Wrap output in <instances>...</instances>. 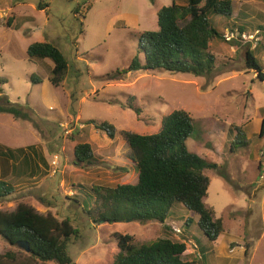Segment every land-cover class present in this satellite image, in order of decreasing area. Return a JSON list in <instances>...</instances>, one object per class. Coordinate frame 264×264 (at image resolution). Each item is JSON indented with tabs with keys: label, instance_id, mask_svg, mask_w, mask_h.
Masks as SVG:
<instances>
[{
	"label": "rangeland",
	"instance_id": "374dc122",
	"mask_svg": "<svg viewBox=\"0 0 264 264\" xmlns=\"http://www.w3.org/2000/svg\"><path fill=\"white\" fill-rule=\"evenodd\" d=\"M172 2L0 0V105L9 100L27 115L16 118L0 112V145H36L49 161L53 155H59L60 161L55 173L43 166L42 172L22 177L0 158V179L16 188L0 201V210L12 211L25 203L60 220L69 218L78 234L67 250L77 264H113L119 251L117 232L132 234L136 242L154 241L162 235L158 221L94 222L82 209L85 194L79 187L135 183L134 170L128 173L124 165L130 161L125 158L123 132L155 133L163 116L175 109L187 110L194 119L189 149L219 164L217 169L205 170L211 179L205 203L224 224L219 239L209 241L196 224L199 215L177 203L176 214L167 223L181 230L174 237L186 241L184 258H200L194 234L214 250L208 264H264V183L259 181L254 158L260 153L261 138L233 129L242 128L264 106V82L249 69L237 78L225 79L223 70H230L232 64L224 60L204 75L165 69L116 73L135 57L144 62L139 35L157 30V11ZM8 15L20 26L7 25ZM210 17L220 26L217 18L221 15ZM36 41L51 42L64 53L69 67L60 86L49 81L50 59L28 57L27 48ZM260 64L264 66V61ZM250 88L253 96L248 94ZM102 122L115 127V141L95 126ZM88 140L105 159L96 155V164H76L74 147ZM187 218L193 220L190 226ZM10 249L20 248L0 237V254Z\"/></svg>",
	"mask_w": 264,
	"mask_h": 264
},
{
	"label": "trees",
	"instance_id": "16d2710c",
	"mask_svg": "<svg viewBox=\"0 0 264 264\" xmlns=\"http://www.w3.org/2000/svg\"><path fill=\"white\" fill-rule=\"evenodd\" d=\"M232 3L233 0H184L183 3L173 0L170 5L161 7L157 12L158 29L139 35L138 46L144 54V62L135 57L127 68L116 73L155 69L194 75L212 73L216 58L209 50L210 44L223 33L210 16L230 18ZM39 7L43 8V4ZM10 23L11 18L7 25ZM27 54L32 60L52 61L49 81L54 86H60L65 80L69 66L59 47L51 42L36 41L28 46ZM246 63L264 82L263 68L250 51H247ZM129 101L132 102V98ZM129 106L137 111L133 103ZM0 112L16 118L27 116L9 100L6 105H0ZM95 126L114 138L116 129L112 124L102 122ZM233 129L241 130L238 126ZM193 131L194 119L184 109L164 115L155 133L124 131L131 149L130 158L138 173L137 181L79 187L85 194L80 203L82 209L94 222L135 220L162 224L163 233L154 241L136 242L132 234L115 233L119 251L113 264H208V256L214 250L193 234L200 258L190 254L185 259L186 241L175 238L172 226L167 223L175 216V205L179 203L199 215L196 224L209 241L216 242L224 231L222 217H216L214 209L205 203L211 181L205 170L217 169L219 164L189 149L188 139ZM259 137L264 138V118ZM244 144H248V140ZM37 148L36 145L17 148L0 145V158L10 163L11 171L18 176H33L47 166L45 156ZM74 155L76 164L92 165L99 159L88 142L76 144ZM221 175L225 177L224 173ZM15 190L12 183L0 179V201L9 198ZM192 221L187 218L186 225L190 226ZM77 234L78 229L69 218L60 220L52 213L43 214L25 203H19L12 211L0 210V237L13 246L19 247L18 242L24 241L30 247L29 252L19 247L0 254V264H77L67 250L68 243Z\"/></svg>",
	"mask_w": 264,
	"mask_h": 264
},
{
	"label": "crops",
	"instance_id": "0c3cea01",
	"mask_svg": "<svg viewBox=\"0 0 264 264\" xmlns=\"http://www.w3.org/2000/svg\"><path fill=\"white\" fill-rule=\"evenodd\" d=\"M232 7H233V13L230 18H225L223 16L217 18V23L220 25L218 26V29L222 33L224 32V30L232 29V28H240L241 30L248 31V32H252L254 30L259 29L261 31L262 39L256 48H252V47L250 48L248 43H243L239 41L226 42L223 39V37L215 39L210 44L209 50L215 56L216 62H218L219 60H224L225 62L230 61L229 64H232L230 70H223V72L227 74L225 76V79L237 78L241 76L245 70L249 69L246 63L247 51H250L251 54L255 57V59L258 60L259 63H260V60L264 61V43H263L264 41V0H233ZM8 18L12 19L10 26H13L16 28L20 26L19 22L13 23V15H8ZM22 26H25V24L23 23ZM44 60L45 59H43L42 61ZM225 64L227 66V63ZM260 65L263 68V73H264V66L262 64ZM249 70H253V69H249ZM254 75L255 76L257 75L255 71H254ZM248 94L250 96H253L251 88L249 89ZM51 107H53V105ZM263 118H264V106L260 105L256 110V117L246 121V123L243 125L241 130L243 131L244 134L253 135L255 133L259 135ZM256 126L258 127L257 131L255 130ZM117 138H118V132L116 131L114 138L113 139L109 138V139L115 141ZM88 143H90V145L92 146L95 155H98L99 157H101V159H105L104 156H102L100 153H97V151H95V146L91 141L88 140ZM126 150L127 152H126L125 158L130 162L129 163L126 162L124 165H126V167L128 168L127 169L128 173L132 172V169H133L134 170L133 173L136 174L138 178V173L134 167V162L130 158L131 149L128 143H127ZM259 150H260V153L254 157L257 163L258 171L260 168V163L262 162V159L264 157V138H261ZM38 151L39 153L40 152L43 153V155L46 158L47 166H45V169L47 170L49 167L51 169L50 161L47 158L46 154L43 151H40L39 148H38ZM32 155H35V153H32Z\"/></svg>",
	"mask_w": 264,
	"mask_h": 264
},
{
	"label": "built area",
	"instance_id": "2783aa9c",
	"mask_svg": "<svg viewBox=\"0 0 264 264\" xmlns=\"http://www.w3.org/2000/svg\"><path fill=\"white\" fill-rule=\"evenodd\" d=\"M222 37L226 42L239 41L243 43H248L250 48H256L262 39L261 31L259 29L254 30L252 32H248L241 30L240 28L226 29L224 30ZM59 163V155H53L50 160V166L52 167L54 173L58 168ZM258 177L259 181L264 183V157L262 159V162L260 163ZM173 230L179 236V233L181 232L180 228L177 226H173Z\"/></svg>",
	"mask_w": 264,
	"mask_h": 264
},
{
	"label": "water",
	"instance_id": "95a60500",
	"mask_svg": "<svg viewBox=\"0 0 264 264\" xmlns=\"http://www.w3.org/2000/svg\"><path fill=\"white\" fill-rule=\"evenodd\" d=\"M18 246H19L21 249L25 250L26 252H29V251H30L29 244L26 243V242H24V241H20V242H18Z\"/></svg>",
	"mask_w": 264,
	"mask_h": 264
}]
</instances>
